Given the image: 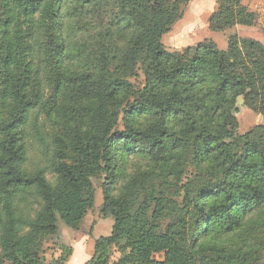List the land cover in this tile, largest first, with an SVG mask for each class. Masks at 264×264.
I'll list each match as a JSON object with an SVG mask.
<instances>
[{
	"label": "trees",
	"instance_id": "trees-1",
	"mask_svg": "<svg viewBox=\"0 0 264 264\" xmlns=\"http://www.w3.org/2000/svg\"><path fill=\"white\" fill-rule=\"evenodd\" d=\"M191 1L0 0V264H43L101 177L113 224L84 264H264V125L235 116L239 98L264 116V45L168 51ZM243 1L217 0L210 31L255 26ZM78 28L95 41L73 63Z\"/></svg>",
	"mask_w": 264,
	"mask_h": 264
},
{
	"label": "rangeland",
	"instance_id": "rangeland-1",
	"mask_svg": "<svg viewBox=\"0 0 264 264\" xmlns=\"http://www.w3.org/2000/svg\"><path fill=\"white\" fill-rule=\"evenodd\" d=\"M217 0H192L183 9L182 18L171 28L170 32L163 36L162 44L170 51H182L186 47H193L204 41H213L220 50H225L227 40L230 36L236 35L239 38H250L261 42L264 45V0H244L243 3L251 11H259L257 13V23L255 26L234 27L224 32H212L208 26V20L211 14L216 10ZM252 12V11H251ZM93 32H85L82 28L70 29L67 33V43L70 45L71 59L74 63L81 53H87L95 41ZM235 116L239 123L237 133L244 134L257 125H264V116L256 115L247 110L243 103L237 102ZM143 123L142 120H140ZM59 126H54V131L58 130ZM120 122L119 130H122ZM143 163L136 158H129L124 164V176L136 174V172L144 170ZM102 177L95 180L93 183L95 200L94 206L89 210L77 232L65 228L59 224L62 240L59 245L54 239H48L43 244V264H54L52 260L58 259L61 256V248L63 245L67 250L71 247L72 253L70 263L79 264L83 260H88L93 254L94 240L99 237H107L111 233L113 221L108 218L102 219L100 209L102 204ZM121 183V182H120ZM119 188L121 184H119ZM119 190L116 192L118 193ZM87 237L85 244L86 253L78 248V243ZM89 237V238H88ZM74 247V248H72ZM69 251V250H68ZM119 257L118 252L112 253V261H116ZM70 260V258H69ZM67 261L66 264L68 263ZM86 260V261H87ZM83 262H81L82 264Z\"/></svg>",
	"mask_w": 264,
	"mask_h": 264
},
{
	"label": "crops",
	"instance_id": "crops-1",
	"mask_svg": "<svg viewBox=\"0 0 264 264\" xmlns=\"http://www.w3.org/2000/svg\"><path fill=\"white\" fill-rule=\"evenodd\" d=\"M251 11L252 12H254V13H259V11H256V10H252L251 9ZM74 232V231H73ZM75 233V232H74ZM89 238V237H88ZM88 240H87V237L85 236L79 243H78V248H80L82 251H84V253H86V248L84 249V246H85V244H87L86 242H87ZM72 248H74V247H72ZM75 252V249L73 250V252L72 253H74ZM73 255V254H72ZM87 260V259H86ZM86 260H83L82 259V261L81 262H83L82 264H84L85 262H87ZM70 261H71V258H70V260H69V262L68 263H70ZM81 262H79V264H81ZM70 264H73V263H70ZM76 264V263H75ZM77 264H78V262H77Z\"/></svg>",
	"mask_w": 264,
	"mask_h": 264
},
{
	"label": "water",
	"instance_id": "water-1",
	"mask_svg": "<svg viewBox=\"0 0 264 264\" xmlns=\"http://www.w3.org/2000/svg\"><path fill=\"white\" fill-rule=\"evenodd\" d=\"M238 102H239V103H243V102H242V99H240V98L238 99Z\"/></svg>",
	"mask_w": 264,
	"mask_h": 264
}]
</instances>
